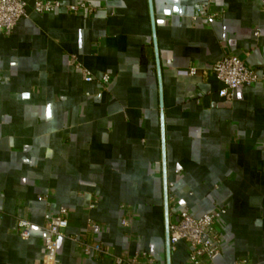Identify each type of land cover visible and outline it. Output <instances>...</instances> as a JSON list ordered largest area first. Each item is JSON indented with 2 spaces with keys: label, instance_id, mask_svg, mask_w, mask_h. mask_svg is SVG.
Wrapping results in <instances>:
<instances>
[{
  "label": "crops",
  "instance_id": "0c3cea01",
  "mask_svg": "<svg viewBox=\"0 0 264 264\" xmlns=\"http://www.w3.org/2000/svg\"><path fill=\"white\" fill-rule=\"evenodd\" d=\"M25 1L26 16L0 34V264H44L41 226L60 206L68 234L167 264L163 173L167 217L224 208L218 262L264 264V81L227 101L204 73L226 52L264 71V0H59L92 4L91 14H40ZM202 2L215 19L199 16ZM72 56L110 80H84ZM122 203L134 211L126 228ZM19 214L29 238L16 233ZM54 264L96 263L59 238ZM169 264H189L183 242Z\"/></svg>",
  "mask_w": 264,
  "mask_h": 264
},
{
  "label": "built area",
  "instance_id": "2783aa9c",
  "mask_svg": "<svg viewBox=\"0 0 264 264\" xmlns=\"http://www.w3.org/2000/svg\"><path fill=\"white\" fill-rule=\"evenodd\" d=\"M27 4L25 0H0V34L9 35L17 22L26 16ZM64 8L70 12H82L91 14L95 12L96 7L92 4L79 2L75 4H63L59 0H34L33 10L36 13H50L56 9ZM199 16L210 21L218 16L216 11L211 10L208 2H202L197 7ZM76 67H80L75 60ZM81 76L86 81H98L106 83L110 80L108 74L94 76L84 68L80 67ZM194 74L193 68L187 71ZM205 74L213 75L221 84L217 93L223 100H231L234 90L240 86H249L264 81V71L258 72L255 68L245 64L238 55L230 52L224 53L221 58L213 62L205 71ZM170 183H166L167 204L173 202V195L168 193ZM92 203L89 209L95 207L96 197L92 196ZM46 204L47 195L39 197ZM119 223L122 227H129L133 218L134 211L129 204L122 203L119 206ZM224 208H218L212 212L203 213L195 216L185 206L176 212L175 219L167 217L168 230V248L169 252L176 250L179 242H183L187 250V259L189 264H221L218 258L222 252V239L218 229L219 220L224 213ZM68 224V211L65 207H59L56 211L47 207L45 220L41 230L45 233L43 240V263L54 264L56 246L59 238H68L75 244L78 251L83 256L93 259L96 264H154L156 258L146 252H134L133 254H114L110 247L102 240L96 239L87 241L80 239L76 235H70L66 232ZM32 223L26 215H17L15 217L16 233L22 238H29ZM89 229L95 227V222L91 219L87 224ZM108 259L109 262H105ZM231 264H250L245 258H237Z\"/></svg>",
  "mask_w": 264,
  "mask_h": 264
},
{
  "label": "water",
  "instance_id": "95a60500",
  "mask_svg": "<svg viewBox=\"0 0 264 264\" xmlns=\"http://www.w3.org/2000/svg\"><path fill=\"white\" fill-rule=\"evenodd\" d=\"M150 14H151V6H150ZM151 26H152V42H153L155 60H156V70H157L158 81H159V95H160V101H161L160 71H159L157 44H156V36H155V29H154L152 15H151ZM161 138H162V145H163V134H161ZM163 165H164V158H163ZM162 182H163V199H164V243H165V248H166L167 264H169L168 230H167V199H166L167 192H166L165 173H163Z\"/></svg>",
  "mask_w": 264,
  "mask_h": 264
}]
</instances>
